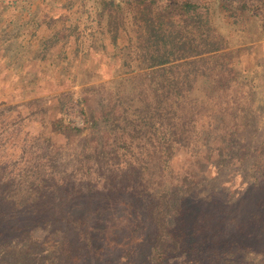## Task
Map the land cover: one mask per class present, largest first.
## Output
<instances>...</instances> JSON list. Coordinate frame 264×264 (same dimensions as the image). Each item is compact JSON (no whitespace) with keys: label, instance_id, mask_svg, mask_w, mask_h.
<instances>
[{"label":"rangeland","instance_id":"374dc122","mask_svg":"<svg viewBox=\"0 0 264 264\" xmlns=\"http://www.w3.org/2000/svg\"><path fill=\"white\" fill-rule=\"evenodd\" d=\"M9 1L0 4V183L6 169L22 166L26 158L16 165L14 162L23 148L39 153L35 162L56 174L54 183L60 179L95 186L100 188V198L105 192L101 186H106L115 194L112 201L124 207L125 196L120 190L132 193L137 188L133 170L139 169L145 153L135 147L125 116L131 115L132 106L117 92L132 91L134 83H123V79L161 69L138 64L140 26L134 24L129 11L126 26L114 43L110 23L108 19L99 20L93 0H16L14 6ZM194 1L209 8L216 33L225 38L226 45L168 63L178 65L213 56L216 64L212 74L199 77L188 92L192 101L207 107L198 122L199 129L204 130L199 151L174 156L171 164L179 177L170 179L167 185L182 187L181 178L186 173L196 179L189 186L173 188L181 189L179 193L188 189L198 199L193 202H199L192 204L189 213L197 227L187 233H235L255 249L263 250V255L242 253L240 262L264 264V0ZM32 6L44 22L31 39L25 34L15 36L19 25L12 20L21 15L26 22ZM21 30L28 34L31 26L26 24ZM29 103L33 105L28 107ZM225 106L233 109V113L228 112L230 124L235 111L245 110L240 115L238 133L244 137L227 142L228 149L221 154L213 138L222 130L226 132V116L222 117L220 111ZM31 111L34 114L28 117ZM57 123L63 129L60 133ZM210 132L212 139L205 143ZM92 164L103 179L98 180L96 175L92 183L88 177L78 179ZM162 182L158 176L157 186ZM151 194L149 199L154 196ZM142 212L145 220L140 219V230L129 232L131 238H123L121 247L110 245L109 249L116 255L128 253L131 263L138 258L139 264H148L152 243L141 239L143 233L152 237L156 228L146 210ZM115 213L126 215L121 210ZM6 224L14 226L15 220L9 219ZM170 225L176 233L184 229L181 221L171 219ZM43 229L36 233L44 238L50 230ZM11 255L1 254L0 264H52L41 248L22 260ZM230 260L233 264L238 261ZM123 262L121 256H115L113 264Z\"/></svg>","mask_w":264,"mask_h":264},{"label":"trees","instance_id":"16d2710c","mask_svg":"<svg viewBox=\"0 0 264 264\" xmlns=\"http://www.w3.org/2000/svg\"><path fill=\"white\" fill-rule=\"evenodd\" d=\"M93 1L99 20L108 19L110 23L114 43L120 29L126 26L128 14L132 13L134 24L142 30L138 37L141 50L139 66H161V69L143 76L123 79V83H134L132 91L121 92L120 89L117 92L132 106L131 115L125 116L136 141L135 147L139 153H145L139 169L133 170L137 188L132 193L129 189L120 190L125 196L123 207L121 202L112 201L115 194L113 196L106 186H101L105 192L100 198V188L95 186L59 182V178L54 183L56 174L35 162L39 153L33 154L22 148L14 162L16 165L26 158L22 166L16 170L14 167L6 169L0 183V255L10 253L16 260H22L41 248L52 264H113L115 256H121L123 264H139L137 257V261L131 263L128 253L116 255L109 246L114 249L121 247L123 238H131L129 232L140 230L138 225L145 215L142 210H146L156 228L152 237L143 233L141 239L143 243H152L148 264H233L230 258L238 260L236 264H245L239 260L242 253L263 255V250L255 249L252 243H247L245 238L241 239L235 233H187L197 227L196 219H192L189 213L192 204L199 202H193L198 199L188 189L179 193L181 189L175 191L173 188L189 186L196 179L186 173L181 178L182 187L167 185L170 179L179 177L171 164L174 156L181 152L199 151L204 130L199 129L198 122L207 107L192 101L188 92L199 77L210 76L216 64L213 56L191 59L178 65L168 66V63L226 45L225 38L216 33L209 8L194 0ZM16 4V0L9 1L10 6ZM27 13L29 18L26 22L21 15L12 21L17 20L19 25L15 36L16 33L20 36L25 34L31 39L45 18L33 6ZM26 24L31 26L28 34L21 30ZM30 105L33 103L27 106ZM222 108H225L220 111L224 113L222 117L226 116L223 120L226 132L224 134L222 130L220 136L213 138L217 140V150L221 154L228 149L227 142L234 141V138L243 140L244 136L238 134L239 119L245 114L243 108L235 111L237 116L231 115L232 125L227 118L233 109L230 106ZM125 109L129 111L128 107ZM32 114L34 111L28 117ZM58 125L60 133L63 129ZM55 131L58 132L56 127ZM210 136L211 132L204 138L205 143L210 141ZM85 161L87 159L79 160L80 163ZM93 168L94 164L77 178L88 177L91 182L96 175L98 180L103 179ZM158 176L163 180L161 186H157ZM151 193L154 196L149 199ZM120 210L126 215L115 213ZM9 219L15 220L14 226L6 224ZM171 219L181 221L184 229L180 233L170 229ZM40 227L50 230L44 238L36 233Z\"/></svg>","mask_w":264,"mask_h":264}]
</instances>
